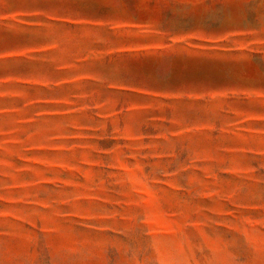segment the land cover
Listing matches in <instances>:
<instances>
[{
    "label": "rangeland",
    "instance_id": "rangeland-1",
    "mask_svg": "<svg viewBox=\"0 0 264 264\" xmlns=\"http://www.w3.org/2000/svg\"><path fill=\"white\" fill-rule=\"evenodd\" d=\"M0 264H264V0H0Z\"/></svg>",
    "mask_w": 264,
    "mask_h": 264
}]
</instances>
